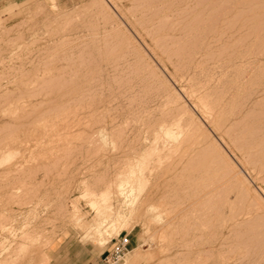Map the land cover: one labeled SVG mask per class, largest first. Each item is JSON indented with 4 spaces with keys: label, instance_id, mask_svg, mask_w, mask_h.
Returning a JSON list of instances; mask_svg holds the SVG:
<instances>
[{
    "label": "rangeland",
    "instance_id": "1",
    "mask_svg": "<svg viewBox=\"0 0 264 264\" xmlns=\"http://www.w3.org/2000/svg\"><path fill=\"white\" fill-rule=\"evenodd\" d=\"M263 90L264 0H0L3 264L105 249L69 217L102 192L120 264H264Z\"/></svg>",
    "mask_w": 264,
    "mask_h": 264
},
{
    "label": "bare ground",
    "instance_id": "2",
    "mask_svg": "<svg viewBox=\"0 0 264 264\" xmlns=\"http://www.w3.org/2000/svg\"><path fill=\"white\" fill-rule=\"evenodd\" d=\"M152 1V0H151ZM173 1V0H172ZM183 1V0H182ZM205 1V0H204ZM207 1V0H206ZM213 1V0H212ZM176 2V1H175ZM201 2V1H200ZM189 4V3H188ZM200 4H202V3H200ZM203 5V4H202ZM144 6V5H143ZM171 6V5H170ZM178 6V5H177ZM208 7V6H207ZM236 7V6H235ZM168 9V8H167ZM172 9V8H171ZM231 9V8H230ZM204 10V9H203ZM184 11H185V9H184ZM192 11V10H191ZM196 11V10H195ZM194 11V12H195ZM177 12V11H176ZM193 12V11H192ZM201 12V11H200ZM211 12V11H210ZM158 13V12H157ZM203 14V13H202ZM178 15V14H177ZM191 15V14H190ZM207 15V14H206ZM220 15V14H219ZM135 16V15H134ZM209 16V15H208ZM166 17V16H165ZM195 17V16H194ZM184 19V18H183ZM208 19V18H207ZM233 19V18H232ZM206 20V19H205ZM175 21H176V19H175ZM191 21V20H190ZM229 21V20H228ZM147 23V22H146ZM228 23V22H227ZM176 25H177V23H175ZM186 24H187V22H186ZM194 24V23H193ZM188 25V24H187ZM215 26V25H214ZM216 27V26H215ZM220 27V26H219ZM162 28V27H161ZM170 28V27H169ZM180 28V27H179ZM206 29V28H205ZM208 29V28H207ZM152 30V29H151ZM172 30V29H171ZM188 30V29H187ZM193 30V29H192ZM195 30H196V28H195ZM194 30V31H195ZM173 31V30H172ZM224 31V30H223ZM226 31V30H225ZM159 32V31H158ZM175 32V31H174ZM183 32V31H182ZM189 32V31H188ZM190 32H191V29H190ZM203 32V31H202ZM154 34V33H153ZM187 34V33H186ZM156 35V34H155ZM172 35V34H171ZM185 35V34H184ZM205 35L206 34H204V37H205ZM197 36V35H196ZM185 37H187V36H185ZM201 37V36H200ZM161 38V37H160ZM209 38V37H208ZM162 39V38H161ZM197 39V38H196ZM159 40V39H158ZM191 40V39H190ZM195 40V39H194ZM184 41V40H183ZM212 41V40H211ZM218 43V42H217ZM228 44V43H227ZM158 45V44H157ZM190 46V45H189ZM189 48V47H188ZM196 48V47H195ZM195 48H193V49H195ZM181 49V48H180ZM212 50H214V49H212ZM182 52V51H181ZM213 53V52H212ZM183 54V53H182ZM191 54H193V53H191ZM227 54V53H226ZM178 55V54H177ZM211 55V54H210ZM232 55V54H231ZM243 55V54H242ZM205 57V56H204ZM183 58V57H182ZM228 59V58H227ZM260 59V58H259ZM190 60V59H189ZM213 61V60H212ZM235 61V60H234ZM188 62V61H187ZM206 62V61H205ZM204 62V63H205ZM200 63V62H199ZM226 63H228V62H226ZM191 64V63H190ZM190 67V66H189ZM184 73V72H183ZM231 74V73H230ZM242 75V74H241ZM184 76V75H183ZM229 76V75H228ZM238 78V77H237ZM241 81V80H240ZM217 86V85H216ZM226 86V85H225ZM227 87V86H226ZM264 91V90H263ZM216 93V92H215ZM216 95H218V94H216ZM257 96V95H256ZM262 96V95H261ZM203 97V96H202ZM212 98V97H211ZM213 99V98H212ZM215 99V98H214ZM231 100V99H230ZM227 101V100H226ZM212 103V102H211ZM218 103V102H217ZM220 104V103H219ZM194 107H196V106H194ZM206 107H207V105H206ZM186 108V107H185ZM209 108V107H208ZM208 108H206V109H208ZM212 108V107H211ZM217 110V109H216ZM35 111V110H34ZM210 110H208V112H209ZM215 112V111H214ZM218 113H220V112H218ZM31 114V113H30ZM36 114V113H35ZM203 114V113H202ZM164 120V119H163ZM219 121V120H218ZM218 121H216V123H218ZM263 122V121H262ZM162 123V122H161ZM220 126V125H219ZM6 128V127H5ZM9 128V127H8ZM14 128V127H13ZM19 128V127H18ZM162 129V128H161ZM220 129V128H219ZM162 132V131H161ZM249 133V132H248ZM10 134V133H9ZM163 134H164V136H166L168 139H170V140H172V142L174 141H176L177 140V135H176V133H173L171 130H168V129H163ZM17 135H19V134H17ZM16 135V136H17ZM13 136V135H12ZM103 136V135H102ZM235 139V138H234ZM8 140V139H7ZM11 140V139H10ZM104 140V139H103ZM3 142V141H2ZM237 142V141H236ZM8 143H6V145H7ZM5 145V146H6ZM10 145V144H9ZM167 145V144H166ZM8 146V145H7ZM29 146V145H28ZM2 148V147H1ZM0 148V149H1ZM4 148V147H3ZM7 149H8V147H6ZM171 148V147H170ZM10 149V148H9ZM24 149V148H23ZM3 150V149H2ZM17 150V149H16ZM263 151V150H262ZM18 152H19V150H18ZM16 153V152H15ZM260 153V152H259ZM12 154H13V151H10V150H3V151H1L0 150V163H9V161H10V158H11V156H12ZM255 156V155H254ZM13 157V156H12ZM253 158V157H252ZM259 158V157H258ZM249 159V158H248ZM263 159V158H262ZM11 162V161H10ZM259 162V161H258ZM262 162V161H261ZM246 163V162H245ZM10 164V163H9ZM8 164V165H9ZM12 164V163H11ZM251 165V164H250ZM255 165H256V163H255ZM3 166H5V165H3ZM228 167H229V165H227ZM5 168V167H4ZM230 168H233V167H230ZM263 168H264V166H263ZM11 169V168H10ZM9 169V170H10ZM16 169V168H15ZM20 169V168H19ZM6 170V169H5ZM233 170V169H232ZM262 170V169H261ZM233 171H235V170H233ZM12 172H14V171H12ZM12 172H8L9 174L11 173L12 174ZM229 172V171H228ZM17 173V172H16ZM20 173V172H19ZM134 173V172H133ZM232 173V172H231ZM13 174H15V173H13ZM18 174V173H17ZM31 176V175H30ZM86 191V190H85ZM89 191V190H88ZM117 191V192H116ZM116 193L118 194V196H120L121 198H122V201L124 202V203H127V206H129L128 204H131L130 203V200H129V197H130V195L132 194L131 192H132V188L131 187H129V185H125V183H122V182H119L117 185H116ZM85 194V195H84ZM83 195L84 196H86V195H91L90 196V198L92 197V195H94V193H92V192H86V193H84ZM106 196H108L107 195V193H105V192H102L99 196H98V200H102V201H104L105 199H106ZM89 197V196H88ZM95 197V196H94ZM28 199V198H27ZM97 199L95 198V199H93L92 198V200H90V202H89V205L88 206H90V209H92L93 211H95V214L98 216V219L96 220V221H91V222H86V221H84L83 220V218L81 217V215H79V213H78V209L76 208V206H73L72 208V210H71V216H69V217H71V220H73L74 221V223L73 224H75L76 226H77V228H78V230H80V232L81 231H83L84 232V237H91L92 238V240H93V244H95V245H97V246H104V245H106L109 241H111L112 239H114V238H111L110 237V235H112L111 233H114V232H112L113 230H114V221H118V220H122L123 218H124V216H123V214H122V212H120V211H114V212H112L111 211V208L109 207V206H107L106 205V207H100L99 205H98V201H97ZM29 200V199H28ZM27 200V201H28ZM108 200V199H107ZM28 203V202H27ZM103 203H106V201L105 202H103ZM102 203V204H103ZM109 203V202H108ZM26 204V203H25ZM101 204V203H100ZM73 205V204H72ZM105 205V204H104ZM71 207V206H70ZM149 209V211H150V208L151 207H148ZM126 216V215H125ZM2 218H3V216H2ZM7 218H9V217H7ZM6 218V219H7ZM70 219V218H69ZM96 219V218H95ZM70 220V221H71ZM72 222V221H71ZM119 222V221H118ZM8 224H9V221L7 222ZM6 223V224H7ZM5 224V225H6ZM116 224V223H115ZM5 225H0V231H4V230H6V229H8V228H6L5 227ZM26 225V224H25ZM8 226V225H7ZM116 226V225H115ZM11 230H12V228L11 227H9ZM9 231V230H8ZM25 238L23 237V238H19V240L20 239H26L27 238V236H30V235H28V233H27V230L25 229ZM117 231V230H116ZM22 232H24V231H21V233ZM1 233V232H0ZM3 233V232H2ZM20 233V234H21ZM82 233V232H81ZM117 233H118V231H117ZM37 234V233H36ZM35 234V235H36ZM83 235V234H82ZM43 236V235H42ZM15 236H13V238H14ZM37 237V236H36ZM36 237H30L29 239L30 240H26V241H28V245L26 244V242H25V248H27L26 246H29L30 244L31 245H33V244H35V242L37 243V238ZM15 239V238H14ZM28 239V238H27ZM46 239V238H45ZM90 239V238H89ZM21 240V241H22ZM51 241V239H47V240H45L46 242L47 241ZM15 241V240H14ZM29 241H30V244H29ZM40 241V240H39ZM42 241V240H41ZM44 241V240H43ZM42 241V242H43ZM10 242V241H9ZM12 242V241H11ZM13 243V242H12ZM8 244V245H5V246H3V245H1V248H0V264H3V263H7V262H9L10 261V259L12 258V254H11V248H13V246L14 245H16V243L13 245V244ZM45 243V242H44ZM48 243V242H47ZM46 243V244H47ZM0 244H2V242H0ZM40 243H38L37 245L38 246H40L39 245ZM41 244H43V243H41ZM13 245V246H12ZM20 245V244H19ZM43 245H45V244H43ZM33 247H35V246H33ZM45 247V246H44ZM38 247L36 246V248H35V250L37 249ZM40 249H41V247H39ZM43 248V247H42ZM34 250V249H33ZM39 250V249H38ZM49 250V249H48ZM37 251V250H36ZM40 251V250H39ZM42 251V250H41ZM37 253H39L38 251H37ZM42 253V252H41ZM36 254V253H35ZM37 255V254H36ZM39 256H41V255H45V254H38ZM128 256V255H127ZM44 257V256H43ZM34 259L32 258V257H28L27 258V262H25V264H33V261ZM37 260V259H36ZM41 260H43V259H41ZM44 260H45V258H44ZM32 261V262H31ZM46 261V260H45ZM41 262V261H40ZM48 263V262H47ZM36 264V263H35Z\"/></svg>",
    "mask_w": 264,
    "mask_h": 264
},
{
    "label": "built area",
    "instance_id": "3",
    "mask_svg": "<svg viewBox=\"0 0 264 264\" xmlns=\"http://www.w3.org/2000/svg\"><path fill=\"white\" fill-rule=\"evenodd\" d=\"M129 239L127 235L117 236L110 241V248L101 258L102 264H120L127 254Z\"/></svg>",
    "mask_w": 264,
    "mask_h": 264
},
{
    "label": "crops",
    "instance_id": "4",
    "mask_svg": "<svg viewBox=\"0 0 264 264\" xmlns=\"http://www.w3.org/2000/svg\"><path fill=\"white\" fill-rule=\"evenodd\" d=\"M133 240L131 239V242ZM110 242V241H109ZM110 248V244L107 245V247L105 249H103L102 251L96 252V253H92L90 254L88 257L89 259H86V261L83 262V264H102L101 262V258L103 256V254ZM143 257L141 255V253L136 250L134 253L131 254V256L128 257V259L124 260V262L122 264H136L137 262H139L140 260H142Z\"/></svg>",
    "mask_w": 264,
    "mask_h": 264
}]
</instances>
